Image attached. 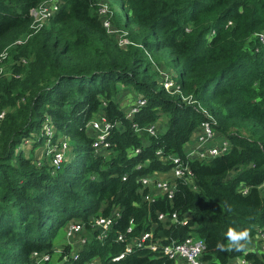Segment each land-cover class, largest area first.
Returning <instances> with one entry per match:
<instances>
[{
	"label": "trees",
	"instance_id": "1",
	"mask_svg": "<svg viewBox=\"0 0 264 264\" xmlns=\"http://www.w3.org/2000/svg\"><path fill=\"white\" fill-rule=\"evenodd\" d=\"M42 1L0 0V53L30 35L7 48L11 71L0 77V264H32L34 251L51 253L53 238L72 220L87 225L72 264L95 256L103 264H173L147 248L113 261L124 249L115 238L129 224L132 236L153 230L163 243L202 238L207 264L239 257L264 264V250L247 246L264 229V49L258 37L251 40L264 32V0H119L111 20L134 43L125 48L106 33L96 0H64L31 33L29 10ZM157 68L176 70L181 93L163 88ZM121 90L134 96L127 107ZM189 95L193 103L183 101ZM139 98L146 102L127 116ZM201 108L229 150L191 159V178H174L171 199L145 200L149 191L139 179L156 172L170 178V157H183L208 120ZM99 116L111 124L109 146L95 149L87 124ZM46 120L52 136L43 130ZM151 124L155 135L145 130ZM58 139L69 148L54 168L47 145ZM41 143L48 160L35 154ZM115 211L100 239L88 221ZM174 211L177 223L157 219ZM63 246L64 253L71 248Z\"/></svg>",
	"mask_w": 264,
	"mask_h": 264
},
{
	"label": "built area",
	"instance_id": "2",
	"mask_svg": "<svg viewBox=\"0 0 264 264\" xmlns=\"http://www.w3.org/2000/svg\"><path fill=\"white\" fill-rule=\"evenodd\" d=\"M64 0H43L36 6L30 8L29 15L31 17V33H36L44 25L47 24L51 16L59 9L61 3ZM95 6L97 13L101 18L102 25L105 28L107 34L116 37L117 44L119 47L125 48L128 44H134L127 36L128 32L123 29H119L112 24V8L111 5L105 0H96ZM30 35L17 38L9 46L15 44L24 43ZM254 37H258L261 44L264 43V32H258L253 34ZM8 46V47H9ZM7 47V48H8ZM5 48L0 53V77L5 70V60L8 56V49ZM160 74V79L163 88L171 94L181 93L180 85L175 80V73L171 69L157 68ZM183 101L187 103H193L192 96H182ZM146 102L144 98H139L137 103L130 108L127 116H131L132 113L138 110L137 105H143ZM206 114L208 120L203 121L200 124V129L197 133L195 143L187 147L185 155L183 157L174 155L170 157L172 161V167L170 170V178L164 175L153 173L151 176H142L139 179L142 190L148 189L149 192L145 193L144 199L147 201H154L159 195H164L168 199H171L176 190V184L174 178H182L189 180L192 175L189 161L191 159L207 160L212 157L226 153L229 150V142L224 138H217L216 131L213 128L215 120L208 114V112L201 108ZM3 116V112L0 113V117ZM94 132V139L92 145L95 149L105 148L109 146L106 140L111 124L105 118L99 116L96 119L90 120L87 124ZM139 130V128H136ZM43 130L46 134L53 135V127L46 120ZM146 132L151 135L157 133L155 124H151L145 127ZM48 143V142H47ZM69 148V143L66 139H58L52 144H48V151L51 156V163L54 168H58L62 161L65 159L66 152ZM135 152H139L136 149ZM161 155V150L156 152ZM125 179V177H123ZM173 180V181H172ZM261 186H264L262 184ZM245 192V189H244ZM119 216L118 211H115L107 216H98L88 221V225L91 229H98V237L104 238L108 231L111 229L114 220ZM157 219L160 221L169 220L172 223H177L178 215L177 212L164 213L160 212L157 214ZM181 224H186L187 219L180 221ZM87 225L79 220L69 221L64 226L66 237L69 238L68 244H71V248L67 253H64V246L59 250L60 260L62 264H72L71 260H76L79 256V250L82 245L86 242V227ZM133 226L129 224L125 232H119L116 236V242L124 243V249L117 255L112 257L113 261H119L123 259L128 253L133 252L135 249L147 248L153 252H158L159 255L167 257L173 261V264H207L203 259V252L205 251L206 245L202 238L189 235L181 241L171 240L168 243H163V238L156 237L153 230L143 231L139 236H132ZM257 237L261 243V249L264 250V229L257 228ZM32 264H49L51 261V253L49 252H38L34 251L31 254ZM239 264H252L249 260L239 257ZM84 264H103L99 257L95 256Z\"/></svg>",
	"mask_w": 264,
	"mask_h": 264
},
{
	"label": "rangeland",
	"instance_id": "3",
	"mask_svg": "<svg viewBox=\"0 0 264 264\" xmlns=\"http://www.w3.org/2000/svg\"><path fill=\"white\" fill-rule=\"evenodd\" d=\"M105 1H107L114 9H117V10L119 9V6H120L119 0H105ZM252 39L253 40L255 39V37L253 35L251 36V40ZM263 47H264V43L262 45V49H264ZM153 59L156 60V57H153ZM155 62H157V66L159 65V67H161V66L163 68L169 67L160 58H157V60ZM4 66H5L4 73L8 74L11 70L8 68V65L5 64ZM172 72L176 73V70L173 68ZM118 99L123 106L127 107L130 104V102L134 99V96L131 92H128L126 90H121V92H119V94H118ZM163 122H162V124H164ZM158 124H160L159 120H158V122H156V125H158ZM159 127H160V125H159ZM46 145H47V143L44 144L45 147H46ZM41 146L42 147L35 148V150H36L35 154H37L38 157H41V159L44 158V160H48L47 156H45V149L43 147V143H41ZM25 153L30 154V151L25 150ZM101 153H103V151ZM106 153H104V154H106ZM261 193H262V196L264 197V194H263L264 192L261 191ZM68 242H69V238L66 237L64 228L62 230L60 229L57 232L56 236L53 238V249L51 252V261L49 264H62V261L59 259L60 258L59 250L62 247V245L68 244ZM259 245H260V240L258 237H256L253 240H250L247 244L248 248L250 250H253V251H255L254 249H256V248L258 249ZM236 262H237V260H236ZM236 262H235V260H233L231 263L236 264Z\"/></svg>",
	"mask_w": 264,
	"mask_h": 264
},
{
	"label": "crops",
	"instance_id": "4",
	"mask_svg": "<svg viewBox=\"0 0 264 264\" xmlns=\"http://www.w3.org/2000/svg\"><path fill=\"white\" fill-rule=\"evenodd\" d=\"M160 122H163V121L160 119ZM163 123H164V122H163ZM164 128H165V127H164V124H162V125L160 126L159 129H160L161 131H163ZM197 133H198V132H195L194 135H192L191 140L186 144V148H187V146L190 147V146H192V145L195 143V139H196ZM162 175L166 176L165 174H162ZM260 188H261V191L264 192V186H261ZM261 194H262V193H261ZM263 194H264V193H263ZM256 237H257V235H254V236H252V237L250 238V240H253V239H255ZM250 240H249V241H250ZM254 250H256V251H258V250L261 251V250H262V249H261V243H260V245L258 246V249L256 248V249H254ZM238 259H239V258L234 259L235 262H236V260H237L236 264H239V263H238ZM232 261H233V260H231L228 264H232V263H231Z\"/></svg>",
	"mask_w": 264,
	"mask_h": 264
},
{
	"label": "clouds",
	"instance_id": "5",
	"mask_svg": "<svg viewBox=\"0 0 264 264\" xmlns=\"http://www.w3.org/2000/svg\"><path fill=\"white\" fill-rule=\"evenodd\" d=\"M244 235H247L246 233H244Z\"/></svg>",
	"mask_w": 264,
	"mask_h": 264
}]
</instances>
